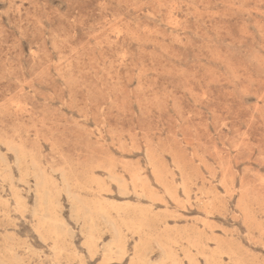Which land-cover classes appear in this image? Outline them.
<instances>
[{
  "label": "rangeland",
  "instance_id": "rangeland-1",
  "mask_svg": "<svg viewBox=\"0 0 264 264\" xmlns=\"http://www.w3.org/2000/svg\"><path fill=\"white\" fill-rule=\"evenodd\" d=\"M0 264H264V0H0Z\"/></svg>",
  "mask_w": 264,
  "mask_h": 264
},
{
  "label": "bare ground",
  "instance_id": "bare-ground-1",
  "mask_svg": "<svg viewBox=\"0 0 264 264\" xmlns=\"http://www.w3.org/2000/svg\"><path fill=\"white\" fill-rule=\"evenodd\" d=\"M43 190V189H42ZM100 212V211H99ZM103 215H104V213H103ZM45 218V217H44ZM60 223V222H59ZM63 224V223H62ZM54 225H56V224H54ZM61 225V224H60ZM65 227V226H64ZM53 233V232H52ZM111 244V243H110ZM110 250V249H109ZM112 251V250H111ZM114 254V253H113ZM108 255V254H107ZM165 255V254H164Z\"/></svg>",
  "mask_w": 264,
  "mask_h": 264
}]
</instances>
